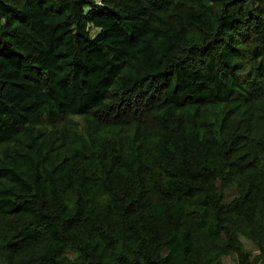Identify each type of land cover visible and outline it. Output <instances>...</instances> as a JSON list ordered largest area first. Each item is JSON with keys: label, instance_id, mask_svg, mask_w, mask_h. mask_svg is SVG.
<instances>
[{"label": "trees", "instance_id": "trees-1", "mask_svg": "<svg viewBox=\"0 0 264 264\" xmlns=\"http://www.w3.org/2000/svg\"><path fill=\"white\" fill-rule=\"evenodd\" d=\"M227 258L264 262V0H0V264Z\"/></svg>", "mask_w": 264, "mask_h": 264}, {"label": "rangeland", "instance_id": "rangeland-1", "mask_svg": "<svg viewBox=\"0 0 264 264\" xmlns=\"http://www.w3.org/2000/svg\"><path fill=\"white\" fill-rule=\"evenodd\" d=\"M242 241H243L245 247L252 253L253 256H256L257 254H259L257 248L254 247L249 240L242 238ZM224 262H225V264H234L235 260L233 258H227L224 260ZM263 264H264V262H263Z\"/></svg>", "mask_w": 264, "mask_h": 264}, {"label": "built area", "instance_id": "built-area-1", "mask_svg": "<svg viewBox=\"0 0 264 264\" xmlns=\"http://www.w3.org/2000/svg\"><path fill=\"white\" fill-rule=\"evenodd\" d=\"M98 5H101L103 0H95Z\"/></svg>", "mask_w": 264, "mask_h": 264}]
</instances>
